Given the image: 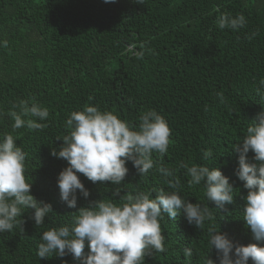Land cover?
Masks as SVG:
<instances>
[{
    "label": "trees",
    "instance_id": "obj_1",
    "mask_svg": "<svg viewBox=\"0 0 264 264\" xmlns=\"http://www.w3.org/2000/svg\"><path fill=\"white\" fill-rule=\"evenodd\" d=\"M223 13L243 14L246 26L220 29L217 20ZM261 79L264 0H0V138L8 133L19 137L31 192L54 210L36 226L34 210L27 209L17 218L22 225L0 233V264H78L70 255L40 259L42 232L71 223L90 200L113 198L116 187L121 197L150 193L154 198L153 190H174L169 179L180 180L183 198L209 204L213 218L198 229L183 214L175 220L165 214L160 224L166 251H153L144 264H207L208 256L216 258L214 249L209 252L210 227L235 243L256 242L242 217L247 189L235 174L238 154L232 149L264 107ZM218 92L224 94L223 103ZM21 100L48 109V118L39 121L46 127L13 130L8 112ZM88 105L136 127L148 110L163 115L171 128L169 148L163 155L153 152L152 158L174 176L164 177L157 167L139 175L131 161L120 185L92 183L79 174L90 196L78 190L77 208H69L57 186L67 161L50 153L69 134L71 113ZM209 149L213 155L204 159ZM253 156L250 151V161ZM182 164L220 168L235 187L234 202L216 209L203 183L189 187ZM185 248L192 249L190 258Z\"/></svg>",
    "mask_w": 264,
    "mask_h": 264
},
{
    "label": "clouds",
    "instance_id": "obj_2",
    "mask_svg": "<svg viewBox=\"0 0 264 264\" xmlns=\"http://www.w3.org/2000/svg\"><path fill=\"white\" fill-rule=\"evenodd\" d=\"M104 2L115 3L116 0ZM135 2L143 4L144 0ZM246 24L243 14L233 17L223 13L217 20L222 30L237 31ZM6 44L5 41L4 46ZM260 87L264 88V79L260 80ZM217 96L223 103V92H218ZM8 115L14 120L13 130L22 127L38 130L46 127L39 121L46 120L49 111L37 103L29 105L28 101L21 100L14 104ZM139 120L136 127L117 114L101 111L93 105L71 113L67 120L71 129L69 134L64 135L63 144L59 148L53 147L50 153L67 161V166L57 177L61 201L76 209L78 190L84 198L90 196L79 174L92 183L120 185L128 174L129 161L139 175H147L157 167L164 177L174 176L172 169L156 166L152 158L153 152L163 155L168 151L171 128L167 120L154 109L142 113ZM251 121L232 152L238 154L235 174L247 189V194L242 197L246 201L242 217L256 242L235 243L220 229L210 227L209 252L214 249L216 258L208 256L207 264H249V261L264 264V243H261L264 242V107ZM18 138L11 133L0 138V233L22 225L23 219L17 218L23 217L27 209L34 210L32 219L36 226L43 225L44 218L54 212L51 203L37 200L31 192L32 180L25 175L27 154L17 145ZM250 151L254 153L251 161L248 158ZM212 155L209 149L204 151L203 158L209 159ZM181 167L190 177L189 187L204 184L207 200L216 209H224L234 202L235 187L220 168L199 164H182ZM167 184L174 190H153L154 198L150 193L121 197L120 188L116 187L113 198L90 200L87 206L78 208L71 223L42 232L37 256L49 259L53 255L60 258L70 255L78 264H144L145 257L153 251H166L160 224L165 214L172 220L183 214L187 222L198 229L213 218L209 204L193 203L179 194V179H169ZM117 196L123 203L114 202ZM184 256L190 258L192 249L185 248Z\"/></svg>",
    "mask_w": 264,
    "mask_h": 264
},
{
    "label": "built area",
    "instance_id": "obj_3",
    "mask_svg": "<svg viewBox=\"0 0 264 264\" xmlns=\"http://www.w3.org/2000/svg\"><path fill=\"white\" fill-rule=\"evenodd\" d=\"M129 49L131 50V49H133V47H132V46H130V47H129Z\"/></svg>",
    "mask_w": 264,
    "mask_h": 264
}]
</instances>
